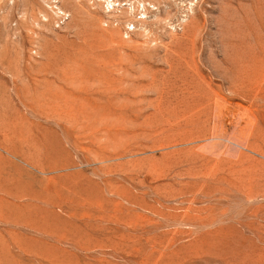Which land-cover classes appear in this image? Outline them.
I'll list each match as a JSON object with an SVG mask.
<instances>
[{
  "label": "rangeland",
  "instance_id": "1",
  "mask_svg": "<svg viewBox=\"0 0 264 264\" xmlns=\"http://www.w3.org/2000/svg\"><path fill=\"white\" fill-rule=\"evenodd\" d=\"M113 1L0 0V264H264V0Z\"/></svg>",
  "mask_w": 264,
  "mask_h": 264
},
{
  "label": "bare ground",
  "instance_id": "2",
  "mask_svg": "<svg viewBox=\"0 0 264 264\" xmlns=\"http://www.w3.org/2000/svg\"><path fill=\"white\" fill-rule=\"evenodd\" d=\"M106 2V4H107V6H108V8H109V13H111V15H113L114 13H115V11H116V8H115V5L116 4H118V3H116V4H114V1L113 0H105ZM122 2V1H121ZM143 5V4H142ZM145 5V4H144ZM143 5V6H144ZM120 6V5H119ZM133 6V5H132ZM106 7V6H105ZM124 7V6H123ZM122 7V8H123ZM129 7V6H128ZM130 8V7H129ZM128 8V9H129ZM190 8V7H189ZM56 9V8H55ZM105 9H107V8H105ZM120 9V8H119ZM145 10V9H144ZM144 10H142L143 11V13L145 14L146 12H144ZM107 11V10H106ZM128 11V10H127ZM130 11H134V8L132 7V8H130ZM119 12V11H118ZM136 13V12H135ZM132 14V13H131ZM137 14V13H136ZM142 14V13H141ZM144 14H143V16H144ZM146 15V14H145ZM142 16V17H143ZM142 17H140V18H142ZM138 20V19H137ZM141 20V19H140ZM144 20V19H143ZM142 20V21H143ZM145 21V20H144ZM162 111V110H161ZM92 112V111H91ZM101 113V112H100ZM93 116V115H92ZM96 116V115H95ZM95 116H93V117H95ZM260 259V258H259Z\"/></svg>",
  "mask_w": 264,
  "mask_h": 264
}]
</instances>
